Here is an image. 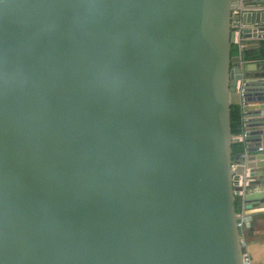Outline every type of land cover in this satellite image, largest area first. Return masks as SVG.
<instances>
[{
    "label": "water",
    "instance_id": "95a60500",
    "mask_svg": "<svg viewBox=\"0 0 264 264\" xmlns=\"http://www.w3.org/2000/svg\"><path fill=\"white\" fill-rule=\"evenodd\" d=\"M230 20L264 39V0H0V264H241L264 60Z\"/></svg>",
    "mask_w": 264,
    "mask_h": 264
},
{
    "label": "crops",
    "instance_id": "0c3cea01",
    "mask_svg": "<svg viewBox=\"0 0 264 264\" xmlns=\"http://www.w3.org/2000/svg\"><path fill=\"white\" fill-rule=\"evenodd\" d=\"M239 43L242 46H246V48L244 50H241L240 52L238 50V55L241 56V53L244 52L245 55L249 58L247 61H244L243 58L240 57L242 62L249 63L264 60V39L240 37ZM247 179L248 178H245L244 180ZM255 190H260V186L254 185L252 191ZM246 191H248L246 187L243 188V192ZM239 204L240 203L238 202V206ZM237 212L242 215L250 214L253 230L252 236H246V251L254 264H264V203L254 204L252 205V208L248 210L243 209L241 205L240 207H238Z\"/></svg>",
    "mask_w": 264,
    "mask_h": 264
},
{
    "label": "built area",
    "instance_id": "2783aa9c",
    "mask_svg": "<svg viewBox=\"0 0 264 264\" xmlns=\"http://www.w3.org/2000/svg\"><path fill=\"white\" fill-rule=\"evenodd\" d=\"M230 14L231 15L236 14V8H232L230 10ZM239 30H240V28L236 25V20H230V31L232 33V44L237 46V48L240 52L242 50V45L239 43V39H240V31ZM235 92H236V86H235ZM239 122H240L239 133L232 135L231 137L233 139V142L243 143V130H242V126H241V117H240ZM236 166H237L236 160H232L231 164H230V169L233 173H235ZM244 179H242L241 176H239V178L237 179V183L233 186L234 191L237 192V194H236L237 197H241V195L243 194V188L246 185V180H244ZM237 215L239 216V218L236 220L235 225H236L238 235H239L238 244H239V248H240V252H241V264H254L253 261L251 260L250 256L248 255L247 251H246V233H245L246 231L244 229L243 222L240 219L242 214L237 212Z\"/></svg>",
    "mask_w": 264,
    "mask_h": 264
},
{
    "label": "trees",
    "instance_id": "16d2710c",
    "mask_svg": "<svg viewBox=\"0 0 264 264\" xmlns=\"http://www.w3.org/2000/svg\"><path fill=\"white\" fill-rule=\"evenodd\" d=\"M238 54V48L234 44L231 43L230 45V55H237ZM241 56L244 61H247L249 58L245 55L244 52L241 53ZM240 120V113L237 105H231L229 109V124H230V134L235 135L239 133V122ZM231 148V154L236 155L243 152L244 145L243 143L239 142H232L230 145ZM238 200L235 202L236 208H238Z\"/></svg>",
    "mask_w": 264,
    "mask_h": 264
}]
</instances>
